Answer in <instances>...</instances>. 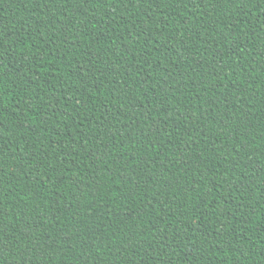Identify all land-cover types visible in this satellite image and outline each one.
<instances>
[{
	"label": "trees",
	"instance_id": "16d2710c",
	"mask_svg": "<svg viewBox=\"0 0 264 264\" xmlns=\"http://www.w3.org/2000/svg\"><path fill=\"white\" fill-rule=\"evenodd\" d=\"M0 264H264V0H0Z\"/></svg>",
	"mask_w": 264,
	"mask_h": 264
}]
</instances>
